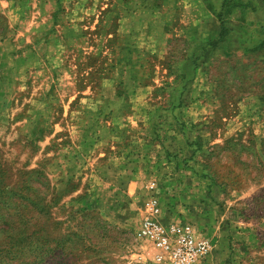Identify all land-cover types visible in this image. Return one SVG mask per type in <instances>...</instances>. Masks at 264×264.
<instances>
[{"label":"rangeland","instance_id":"obj_1","mask_svg":"<svg viewBox=\"0 0 264 264\" xmlns=\"http://www.w3.org/2000/svg\"><path fill=\"white\" fill-rule=\"evenodd\" d=\"M256 8L0 0V264H156L150 182L209 240L200 264H264Z\"/></svg>","mask_w":264,"mask_h":264},{"label":"built area","instance_id":"obj_2","mask_svg":"<svg viewBox=\"0 0 264 264\" xmlns=\"http://www.w3.org/2000/svg\"><path fill=\"white\" fill-rule=\"evenodd\" d=\"M155 187L154 182L147 187L139 236L151 245L156 264H200L210 252L209 240L191 222L167 220Z\"/></svg>","mask_w":264,"mask_h":264},{"label":"crops","instance_id":"obj_3","mask_svg":"<svg viewBox=\"0 0 264 264\" xmlns=\"http://www.w3.org/2000/svg\"><path fill=\"white\" fill-rule=\"evenodd\" d=\"M255 2L257 4V8L253 10V14L258 15L264 21V0H255ZM246 22L247 21L245 20H235L233 24L234 28L237 29L238 32L243 33L246 37L255 39L256 35H259V32H261L263 29L262 25H260L259 27H254L251 25V23Z\"/></svg>","mask_w":264,"mask_h":264}]
</instances>
